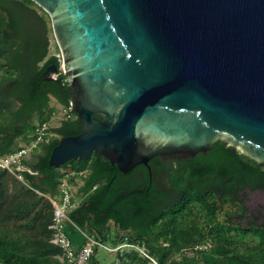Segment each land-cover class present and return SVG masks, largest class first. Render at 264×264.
I'll return each mask as SVG.
<instances>
[{"label": "trees", "instance_id": "1", "mask_svg": "<svg viewBox=\"0 0 264 264\" xmlns=\"http://www.w3.org/2000/svg\"><path fill=\"white\" fill-rule=\"evenodd\" d=\"M48 22L32 0H0V157L35 141L20 169L0 166V264H69L51 241L63 182L72 206L62 229L74 251L83 233L110 248L130 245L105 249L113 255L107 262L96 245L86 264H264V223L245 204L247 191H264V164L222 140L205 153L154 156L128 172L97 152L48 163L59 138L80 131L60 58L49 53ZM51 64L57 76L49 79ZM59 110L63 117L51 125Z\"/></svg>", "mask_w": 264, "mask_h": 264}, {"label": "water", "instance_id": "2", "mask_svg": "<svg viewBox=\"0 0 264 264\" xmlns=\"http://www.w3.org/2000/svg\"><path fill=\"white\" fill-rule=\"evenodd\" d=\"M32 1L80 121L50 165L97 152L128 172L216 140L264 164V0Z\"/></svg>", "mask_w": 264, "mask_h": 264}, {"label": "built area", "instance_id": "3", "mask_svg": "<svg viewBox=\"0 0 264 264\" xmlns=\"http://www.w3.org/2000/svg\"><path fill=\"white\" fill-rule=\"evenodd\" d=\"M64 113V112H63ZM45 125L38 129L37 139H40L42 134L44 133ZM35 141L30 143L29 145L23 146L18 151L13 154H9L6 156L0 157V166L6 167L10 171L12 168L20 169L21 165L19 164L20 157L25 156L30 148L34 145ZM62 199L60 203L53 202L54 206V217L53 223L50 225L53 228V234L51 237V241L57 245H59L63 250V255L66 261L69 264H86L90 255L93 252L94 247L97 245L107 249L109 251L115 250L117 248L128 247L129 244L123 243L118 245L117 247L110 248L105 246L99 242H97L93 237L89 236L86 233L84 234V242L82 246L74 251L73 247L70 244L69 239L64 234L62 229V222L66 218L65 210L72 206V202L70 201V193L65 185V182L62 184Z\"/></svg>", "mask_w": 264, "mask_h": 264}, {"label": "rangeland", "instance_id": "4", "mask_svg": "<svg viewBox=\"0 0 264 264\" xmlns=\"http://www.w3.org/2000/svg\"><path fill=\"white\" fill-rule=\"evenodd\" d=\"M50 27V22L47 23ZM49 53H55L60 58L59 50L56 46L54 37L52 35L51 27H50V33H49ZM54 101H50V105H53ZM58 106V105H57ZM63 117V110H59L57 114L54 115L52 120L50 121L51 125L57 124V121ZM72 190H76V186H72ZM77 201V199H76ZM246 206L248 207L250 212H253L258 216L257 221L264 223V191L263 190H255V191H247L246 193ZM224 208H231L229 205L225 204ZM249 214V213H248ZM250 217V216H249ZM245 219V218H244ZM245 221V220H244ZM235 230V228H233ZM258 233V234H257ZM254 235V238H247L245 239L246 242L254 243L259 238L260 231L257 232ZM250 244V243H248ZM107 250V249H106ZM105 249L99 247L96 251V257L99 258L102 262H107L112 259L113 255L109 252H107ZM109 251V250H108ZM241 251L242 253L248 255H253L255 253L256 249L253 248H243ZM254 256V255H253ZM255 257H258L255 253Z\"/></svg>", "mask_w": 264, "mask_h": 264}, {"label": "flooded vegetation", "instance_id": "5", "mask_svg": "<svg viewBox=\"0 0 264 264\" xmlns=\"http://www.w3.org/2000/svg\"><path fill=\"white\" fill-rule=\"evenodd\" d=\"M168 156H177V157H180V156H183L182 154H174V155H166V156H162L164 159L168 158Z\"/></svg>", "mask_w": 264, "mask_h": 264}]
</instances>
